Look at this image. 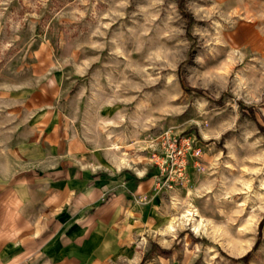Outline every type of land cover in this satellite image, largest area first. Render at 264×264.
I'll return each mask as SVG.
<instances>
[{
    "label": "clouds",
    "instance_id": "clouds-1",
    "mask_svg": "<svg viewBox=\"0 0 264 264\" xmlns=\"http://www.w3.org/2000/svg\"><path fill=\"white\" fill-rule=\"evenodd\" d=\"M12 2L0 0V59H15L23 31L34 34L40 26L47 34L50 25L44 13L64 27L58 47L80 54L57 58L53 69L34 78H24L27 65L22 63L13 72L14 81L19 82H0V189H6L0 196V264H53L45 248L59 234V221L37 225L40 216L53 209V197L55 206L67 200L73 218L75 213L81 221L91 219L94 230L95 221L107 223L113 211L127 218L131 207L127 195L143 207L151 203L146 189L163 193L167 225L163 230L137 232L134 239L141 249L148 247L150 238L165 250L180 244L188 254V235L179 239L187 229L196 237L207 235L216 243H227L231 239L228 224L219 230L195 227L213 223L196 208V199L203 200L210 211L213 206L219 210L235 203L233 198L242 195L239 207L252 203L249 230H256L264 218V138H257L258 130L241 121L239 104H264V55H249L234 39L242 25H252L264 36L261 0H104V8L99 7L101 0H70L59 9L53 0H25L29 9L23 17L6 15ZM80 25L87 35L74 40L70 29ZM221 65L229 67L216 71ZM237 65L243 67L236 70ZM56 70L64 74L57 78ZM74 78L76 84L66 94L65 82ZM30 89H37L36 102H46L49 115L60 119V146L55 153L42 150L38 140L27 143L23 134L17 135L35 114L23 102ZM13 92L21 95L13 97ZM187 92L194 93L190 104L184 103ZM77 105L82 109L77 110ZM228 107L232 113L214 122V114ZM180 117L184 118L181 125L173 123L165 130L166 121ZM185 127H194L208 148V153H195L207 160L198 168L193 188L187 187L181 175L184 163L177 159L191 142L184 140L177 152L172 140ZM97 150L107 164L96 157ZM149 150L166 154L163 163L172 160V168L162 167L159 176L146 179L152 163L145 154ZM126 171L136 178L135 193L127 186ZM85 173L90 174L88 179ZM101 174L110 180L97 187ZM72 178L83 186L70 188ZM171 182L183 183L187 195ZM254 185H258L255 190ZM93 193L100 195L77 210L80 197ZM117 194L125 199L113 209L111 200ZM33 200L39 201L38 208L31 207ZM100 200H104L102 207L88 214ZM8 244L21 251L5 254ZM115 245V240L105 238L95 250L94 264H124ZM200 250L197 245L189 255ZM204 252L203 264H224L222 258L217 261L214 250L204 248ZM235 255L239 258L240 253ZM158 258L160 264H167L163 255Z\"/></svg>",
    "mask_w": 264,
    "mask_h": 264
},
{
    "label": "rangeland",
    "instance_id": "rangeland-1",
    "mask_svg": "<svg viewBox=\"0 0 264 264\" xmlns=\"http://www.w3.org/2000/svg\"><path fill=\"white\" fill-rule=\"evenodd\" d=\"M70 2V0H53L57 9L63 7L65 3ZM264 3V0H261ZM51 7V5H50ZM99 7H106L104 0H101ZM29 9V4L25 0H13L10 8L6 15H14L23 17ZM43 19L47 20L50 27L47 29V34H45V29L43 27L37 26L35 33L29 32L27 30L20 33L21 39L17 42L15 59L9 62L6 58L0 59V82L5 80L9 82H19L14 81L13 72L20 67V65L26 64L27 67L24 69V78H34L36 76L42 75L43 73L54 68V62L57 58L61 56L69 55H79L80 53L73 48L61 49L58 47V35L64 33V27L59 24V22L52 18L51 15L47 13L43 14ZM259 23V22H257ZM72 38L83 40L87 33L83 25L73 26L71 29ZM237 47L244 49L249 55L259 54L264 55V36H261L259 32L255 31L252 25H242L239 31L235 35L234 39ZM195 44V42H193ZM27 58H25V54ZM187 61H185L186 63ZM248 61L245 60V64ZM7 65V66H6ZM60 67H63L61 65ZM228 65H221L216 68V71L225 70ZM242 65H237L238 70ZM183 69V64H181V71ZM71 71L70 68H64V72ZM64 72L59 70L53 71V75L60 78ZM75 78L72 81H66L64 85V92L67 94L75 86ZM38 90L30 89L27 90L26 97L30 102L35 101L34 97H37ZM19 94L18 92H13L11 95ZM194 93L187 92L184 98L185 104H190ZM230 95V93L226 94ZM30 105V104H29ZM44 113L48 111L46 107V102H43ZM264 107V104L257 107L256 105H246L240 102L239 109L241 113V121H246L248 126L255 127L258 130L257 138H264V131L259 127L262 125L264 127V112L260 111V108ZM82 109V105H77V110ZM107 111V110H106ZM232 113L230 107L223 109L221 113L214 114V122L219 121ZM183 117L176 118L174 121L170 118L165 122V130L167 127L176 124L177 126L183 123ZM60 121V119H59ZM60 124V123H59ZM173 137L180 139L183 137H188L192 140L193 147L200 148L201 153H208V148L204 141L199 137L197 130L194 127L181 128L178 135ZM67 136H65V140ZM162 143V142H161ZM211 143V142H209ZM221 142H217L218 146ZM146 155L152 161L150 165V174L159 176L158 168L156 162L152 157L153 153L149 150L146 151ZM155 154L160 155L162 152H156ZM95 155L98 159H105L102 151L97 150ZM225 155H227V150H225ZM243 155V153H241ZM110 159V158H109ZM207 156L197 157L190 156L188 158V163L186 166V173L184 179L187 180V187L193 188L197 185L198 178V168L205 163ZM173 183L174 187H179L185 195H187V189L184 188L183 183L180 185ZM254 190L258 185H254ZM148 197L151 199V203L146 204L143 207L133 206L132 211H130V219H125L123 221V236L118 242V247L116 254L124 259V264H138L143 261V264H160L159 256L163 255L167 264H203L205 259L204 248L214 250V254L217 257V261L223 259L224 264H264V218L259 221V226L255 231L249 230V216L251 214L252 203L250 202L246 207L241 209L239 205L243 201V196L234 197L235 203L226 204L222 209H217L212 207L209 211L204 207L203 200L196 199L194 201L196 208L201 212V215L207 217L212 224L200 225L202 231L208 230L209 228H214L219 230L220 225L228 224V228L231 234V239L227 240V243H216L209 240L207 235H202L196 237L191 229L185 230V232L180 233L179 239H183L185 234L188 235L187 253L185 247L180 244H174L172 249L165 250L161 249L155 241L149 238V245L146 248H139L134 237L137 232L140 231H156L163 230L169 219L166 209L164 207L163 193H157L155 189L147 191ZM226 213V215H221V212ZM201 246L200 253L198 255H189L193 252V249L197 246ZM249 245H251V251H247ZM247 251V255L243 253ZM239 252V258L235 253ZM95 252H76V258L79 259L80 264H94L96 259ZM155 254V255H154ZM115 259V257L113 258ZM213 264H216L214 261Z\"/></svg>",
    "mask_w": 264,
    "mask_h": 264
},
{
    "label": "crops",
    "instance_id": "crops-1",
    "mask_svg": "<svg viewBox=\"0 0 264 264\" xmlns=\"http://www.w3.org/2000/svg\"><path fill=\"white\" fill-rule=\"evenodd\" d=\"M20 95L21 93L14 94L13 97ZM23 102L25 107L34 109L35 114L26 125H22L20 127L17 135L20 136V134H23L22 140L27 143L38 140L42 145V150L51 151L53 153L57 152L60 146V141L58 139V130L60 125L59 118L57 116H50L48 111L45 115L43 102L37 103L35 100L29 103L26 95H23ZM16 110L20 111V109ZM64 143L67 150L69 147L68 138L64 141ZM100 161L105 164L109 162L107 159H102ZM124 175L127 179L128 188L135 193L137 190V181L135 176L131 172L127 171ZM89 176V173H85V179H88ZM150 178L151 174L149 171V176L146 177V179ZM109 180L110 177L107 174H101V180L97 182V187L107 184ZM54 186L64 188V185ZM68 186L72 189H76L78 187H82L83 182L77 178H72L68 182ZM146 191L148 190L146 189ZM5 192L6 189H0V196H3ZM67 195L68 198L71 199L72 193L68 192ZM98 195H100V193L82 195L76 202V209L78 210L86 207L91 200L95 199ZM125 198L131 205L127 218L122 213L113 211L107 223H104L102 220H96L95 228L93 230V221L91 219L81 221L80 216L75 213L73 214L75 218H73V216L69 215L67 200L59 203L58 206H55L57 205V198L53 197V200L51 201L54 205L53 209L48 211L45 215H41L37 221L38 226L41 221H46L48 223L53 220L59 221L56 225L59 234L56 235L45 248V254L52 258L53 264H67L68 261L73 259L79 261V259L76 258V252L93 253L105 238L116 241L115 251H117L118 242H120V238L123 236V221L125 219H130V211H132L133 206H136L133 196L127 195ZM125 198L120 197L118 194L114 195L111 200V207L113 209H117L121 205L122 199ZM38 203V200H33L31 207L38 208ZM103 204L104 200L98 201L92 208L87 210L88 214H92L97 209H100ZM16 251H21V249H14L11 244H8L4 249V253L9 256Z\"/></svg>",
    "mask_w": 264,
    "mask_h": 264
},
{
    "label": "built area",
    "instance_id": "built-area-1",
    "mask_svg": "<svg viewBox=\"0 0 264 264\" xmlns=\"http://www.w3.org/2000/svg\"><path fill=\"white\" fill-rule=\"evenodd\" d=\"M172 140L175 142V147L177 149V152H179L180 149L184 147V144H183L184 140H189L191 142V147L189 149L185 150V154L182 157H180V156L177 157L178 160H182L183 163H184V167H183V169L181 171V175H182V177H184V175L186 173V166H187V163H188V158L190 156H196L195 153L197 151H200V148L199 147H197V148L195 147L194 148L192 140L190 138H188V137H183V138H180V139L172 137ZM152 157L154 159V162H156L159 175L161 173V168L162 167L171 169L172 166H173V161L170 160V159L167 161V164L163 163V161L167 159L166 154H164L163 152H162V154H160L158 156H157V154L154 153L152 155ZM167 175H168L167 173L164 174V179H167Z\"/></svg>",
    "mask_w": 264,
    "mask_h": 264
},
{
    "label": "trees",
    "instance_id": "trees-1",
    "mask_svg": "<svg viewBox=\"0 0 264 264\" xmlns=\"http://www.w3.org/2000/svg\"><path fill=\"white\" fill-rule=\"evenodd\" d=\"M259 127L264 131V127L262 125H259ZM138 264H143V261L139 262Z\"/></svg>",
    "mask_w": 264,
    "mask_h": 264
},
{
    "label": "bare ground",
    "instance_id": "bare-ground-1",
    "mask_svg": "<svg viewBox=\"0 0 264 264\" xmlns=\"http://www.w3.org/2000/svg\"><path fill=\"white\" fill-rule=\"evenodd\" d=\"M195 227L199 228V227H200V225H199V224H198V225H195Z\"/></svg>",
    "mask_w": 264,
    "mask_h": 264
}]
</instances>
